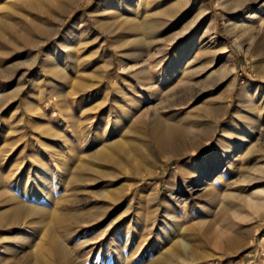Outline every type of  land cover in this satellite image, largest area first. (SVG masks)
Wrapping results in <instances>:
<instances>
[{
  "label": "rangeland",
  "instance_id": "obj_1",
  "mask_svg": "<svg viewBox=\"0 0 264 264\" xmlns=\"http://www.w3.org/2000/svg\"><path fill=\"white\" fill-rule=\"evenodd\" d=\"M118 4L154 22L155 36L134 33ZM263 111L264 0H0V180H10L0 214L40 207L27 222L44 223L17 231L21 243L0 228V264H42L38 244L49 264H264ZM155 116L171 129L163 150ZM138 121L143 132L130 127ZM126 130L143 138L108 150L112 163L88 178L95 153ZM231 142L232 158H219ZM202 159L204 170L192 165ZM35 175L52 188L30 197ZM43 190L49 200L38 201Z\"/></svg>",
  "mask_w": 264,
  "mask_h": 264
},
{
  "label": "bare ground",
  "instance_id": "obj_2",
  "mask_svg": "<svg viewBox=\"0 0 264 264\" xmlns=\"http://www.w3.org/2000/svg\"><path fill=\"white\" fill-rule=\"evenodd\" d=\"M125 2V1H124ZM69 3V2H68ZM128 7H130V6H126L125 8H124V6H121V5H119L118 4V6L116 5V8H114L115 10L117 9H119V10H122L123 12H125V14H127V17L125 16V17H123L122 18V20H124V21H126V22H128V23H131V25H132V27H131V29L133 30V32L134 33H137V32H141V31H143V33L144 34H148L149 35V37H153V36H155L154 34V30H156V25H155V23L154 22H147V23H144L143 24V21L145 20V17H143V18H141V16L139 15V12L140 11H138V12H133V11H131V10H129L128 9ZM250 15H252V12H250L249 13ZM113 15L115 16L116 15V13L115 12H113ZM249 15V16H250ZM130 16H132V18H130ZM140 16V17H139ZM245 18H247V17H245ZM253 17H251L248 21H247V24H249L250 25V23H252L253 22ZM167 21V20H166ZM84 20H83V18H79V19H77V22H76V31L74 32V35H80L81 34V29H82V27H83V25H84ZM159 26V25H158ZM243 26V25H242ZM246 26V25H245ZM248 26V25H247ZM243 28H245L244 26H243ZM247 29V27L245 28V30ZM134 59H142V55L141 54H138V55H133L132 56ZM131 57V58H132ZM148 59H144V60H141V65H142V69H143V71L144 70H147V71H150V70H148V69H151V65H147V61ZM150 60V59H149ZM52 62V61H51ZM179 62V59L176 61V64ZM54 63V62H53ZM75 65V64H74ZM58 66V65H57ZM56 66V67H57ZM69 66V65H68ZM55 67V66H54ZM53 67V68H54ZM71 68V67H70ZM48 69H50V66H49V68ZM57 69V68H56ZM72 70L74 69L75 70V68H71ZM63 71V70H62ZM49 72V71H48ZM65 73V72H64ZM53 74H55V73H53ZM61 74V73H60ZM150 74V73H149ZM59 75V74H58ZM65 75V74H64ZM57 76V75H56ZM61 76V75H60ZM49 77H50V75H49ZM144 79H146V75H145V78ZM55 80V79H54ZM63 80V79H62ZM143 84H144V86H146V85H148L149 87H148V89L146 88V87H144V88H146L147 89V91L145 92L146 94H145V98L146 99H150V98H154L156 95H157V88L156 87H153L152 86V84L150 83V82H146V80L143 82ZM141 89V88H140ZM109 91V90H108ZM104 95H106V93L104 92ZM120 95V94H119ZM88 97V96H87ZM123 97V96H122ZM121 97V98H122ZM86 100H90L89 98H87ZM121 100V99H120ZM128 104L130 105V107H132V106H134V103L132 102V101H130V102H128ZM122 112V111H121ZM124 112V111H123ZM264 112V111H263ZM261 113V112H260ZM260 115V114H259ZM233 117H237L236 116V114H234L233 115ZM242 118H244V120L245 121H247V120H249L248 119V117L247 116H244V117H242ZM243 120V121H244ZM120 122L121 121H119L117 124L119 125L120 124ZM249 122V121H248ZM151 123V125H152V127H151V130L150 131H152V133L153 134H151V135H153V139H154V144H155V146L157 147V148H159V149H164L165 147H170V146H172V142L170 141V138L168 137V132H169V130H171L170 128H164V126L163 127H161L160 128V126H159V123H158V121H157V119H156V116H155V119L154 120H152V122H150ZM163 125V124H162ZM232 125V124H231ZM130 127H132L133 129H132V131L134 130V131H144L145 129H146V124L144 123V122H135V123H131V126ZM118 128L117 127H115L114 129H112V131H106L102 136H103V139L105 138V137H111L112 135H113V133L117 130ZM131 131V132H132ZM141 132V133H142ZM122 135L124 136V139L122 140V141H120V142H118V141H116V142H114L113 141V143L112 144H110V145H108L107 147H103V148H101V149H99L96 153H95V155L93 156V158H92V160H91V162H92V166H93V168H86L85 167V170L83 171L85 174H87L86 176L89 178V177H93V178H101V175H102V172H99V171H96L95 169H94V167L95 168H99V169H101V168H103L104 166H106V165H108V164H110V163H112V154H110V152H108V150H113L114 152H121L122 151V149H123V145H125L126 146V143H128L129 141H133L134 140V138L135 139H137L138 141H141V139L143 138L141 135H137L136 137H134V138H132V136L130 135V130H126V131H124L123 133H122ZM251 136H252V134H251ZM114 137H115V135H114ZM204 137L206 138V136H205V134H201L200 135V137H199V140L200 139H204ZM102 139V140H103ZM229 139H232V138H230L229 137ZM102 140L100 141V142H102ZM105 140V139H104ZM99 141H98V137L96 138V140L94 141V142H98L99 143ZM192 142V141H191ZM198 143V142H197ZM197 144L196 143H192V145H191V147L192 148H194V149H196L197 147ZM234 146H236L235 145V143L234 142H231V143H228V144H225V146H223L222 148H221V151H220V153H219V158L220 157H222V156H231L230 157V159L232 158V153H233V148H234ZM125 154H126V156H129L130 155V153L128 152V151H125ZM53 155V154H52ZM206 157V156H205ZM205 157H204V159H205ZM204 159H202V160H192V165L193 166H195V167H201V169L202 170H204V164H203V161H204ZM171 161V160H170ZM218 161V158H215L214 160H212V162H211V166H215ZM50 162H51V166H56L54 163H53V161L52 160H50ZM190 162V161H189ZM87 166V165H86ZM88 167V166H87ZM84 168V167H83ZM63 169V168H62ZM207 170V169H206ZM45 173V175L47 176V178H51V177H53L52 176V174H48V172H44ZM58 173H59V176L61 175V172L60 171H58ZM83 173V174H84ZM8 176V175H7ZM85 176V177H86ZM6 177V176H5ZM4 177V178H5ZM35 177L36 178H34V181H33V184L32 185H30V187H29V190H31V191H33V192H30L29 194H30V197L31 196H33L34 197V194H35V192L37 191V189H38V187H39V185H40V187H43V189L45 188H48L49 190L52 188V186L50 185V182H48V180L47 179H45V180H42L41 178H39L37 175H35ZM7 178V177H6ZM6 178L5 179H1V180H4V181H2V182H0L1 184H4V183H6V182H9L10 180H6ZM0 180V181H1ZM38 180L40 181V182H38ZM37 181V182H36ZM26 184V183H25ZM19 185L18 184H16V188L18 187ZM206 186V185H205ZM204 188V187H203ZM23 189V188H22ZM209 192L210 191H208V190H202L201 191V197H204V196H208V195H212V196H214L215 194H212L211 192V194H209ZM260 195L261 194H259V197H260ZM48 191H46V190H43L42 192H41V194H39V196H37V200L38 201H41V200H49L48 199ZM52 201V200H51ZM174 203H176L177 204V200L175 199V198H173V200H172ZM12 202H15L16 203V200H13ZM17 204V203H16ZM59 204V203H58ZM175 205V204H174ZM166 206V208L167 209H165V212H166V215H165V217L166 216H170V219L173 221V224L175 225V228H176V226L178 227V225H179V221H176V217L174 216V214L175 213H177V209L175 208V206ZM260 205V202H258V201H256V203H250V208L251 209H255L256 207H258ZM21 207V206H20ZM37 210H33L34 211V214H32V212H31V214L30 213H28V211H26L25 209L24 210H22V209H20V208H14L10 213H4V214H0V228H9V230H7L6 232H9L10 234H12V237L11 238H9L8 240H14L15 242H20V241H22L23 239H22V237H19L17 234L16 235H14L15 233H17V231H27L29 234H33L34 233V227L33 226H38L39 227V225H41V226H43V222H39V223H37V224H28V220L30 219L31 220V218L32 217H41V212L43 211L40 207L39 208H36ZM183 212V211H182ZM62 213V212H61ZM184 213V212H183ZM50 215V214H49ZM185 215V214H184ZM176 216H177V214H176ZM91 218V217H90ZM88 219V218H87ZM29 220V221H30ZM91 219H88V221L86 220V221H84V220H82L81 221V223L82 224H84V223H89V221H90ZM181 223V222H180ZM48 225V224H47ZM78 225H80L79 224V222H75L72 226H75V227H77ZM70 227V226H69ZM79 227V226H78ZM88 229V228H87ZM63 230V229H62ZM41 231V232H40ZM39 232H40V234H42L43 233V230H40ZM68 232V231H67ZM70 232V231H69ZM38 233V232H37ZM37 233H35V235H38ZM45 233V232H44ZM70 233H72V232H70ZM80 233H82V231H74L72 234H71V238H73V237H76L77 235H79ZM13 235H14V237H13ZM60 235V234H59ZM43 236H45V234L43 235ZM42 236V237H43ZM62 236V235H61ZM70 236V235H69ZM39 237V236H38ZM42 237H41V239H42ZM45 238V237H44ZM40 240V239H39ZM21 243V242H20ZM85 244V243H84ZM114 244V243H113ZM114 245H116V244H114ZM113 245V246H114ZM44 246H46V245H44ZM43 245H37V246H35L34 248H33V251L35 252V251H39V253H40V251H42V253H43V259L41 260L42 262V264H49L51 261L50 260H46L45 258H44V255H48V251L49 250H47V248H49V247H44ZM22 247V246H21ZM68 250V249H67ZM165 251V250H164ZM2 252H5V253H9V249H7V248H3L2 249ZM63 252V251H62ZM38 254V253H37ZM62 254V253H61ZM155 256V255H154ZM63 257V259L62 260H64V264H69V259H67L66 258V256H62ZM0 261H1V259H0ZM153 264H168V262H167V260H166V258L165 257H159V258H156V261L153 263Z\"/></svg>",
  "mask_w": 264,
  "mask_h": 264
}]
</instances>
